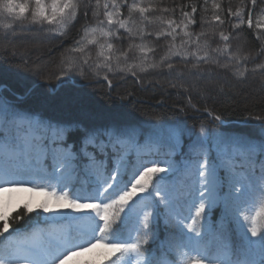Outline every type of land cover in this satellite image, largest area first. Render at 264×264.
I'll return each mask as SVG.
<instances>
[{
  "label": "snow or ice",
  "instance_id": "1",
  "mask_svg": "<svg viewBox=\"0 0 264 264\" xmlns=\"http://www.w3.org/2000/svg\"><path fill=\"white\" fill-rule=\"evenodd\" d=\"M207 3L204 0L205 12ZM250 4L254 8L257 0ZM177 7L179 20L172 18ZM212 8L217 11L210 20L201 17L202 25H223L224 13L236 19L228 20L233 29L245 23L253 27L252 8L225 11L216 0ZM197 11L194 2L169 9L162 0H0V39L15 37L17 29L64 37L82 13L85 23L79 39L61 55L58 72L46 80L65 85L73 76L90 75L111 88L110 76L117 74L137 81L142 74L171 75L177 72L174 58L185 66L192 63L188 74L204 78L201 64L227 70L238 58L223 31L219 32L223 47L212 48L209 32L188 30L197 23ZM162 39L169 43L156 59ZM12 55L28 65L24 53L13 50ZM221 58L227 62L221 63ZM258 67L264 69V64ZM27 71L42 75L39 64ZM177 75L183 79V72ZM35 87L33 83L26 88L24 95ZM256 119L255 135L201 124L187 145V159L177 167L150 157L174 155L184 148V138L191 132L179 124H131L110 117L100 126L68 125L21 109L0 95V264H67L98 248L105 249L101 255L108 264H264V117ZM73 130L79 137L69 142ZM133 154L135 162H130ZM77 179L87 187L82 195L70 190ZM35 190L47 197L35 207L25 202L10 208V197L3 195ZM217 207L221 214L213 226L210 213ZM37 209V216L52 213L44 218L47 227H40L39 221L30 230L20 227ZM161 218L165 225L174 222L177 231L167 251L157 255L150 240L156 239ZM170 253H177L179 261L169 259ZM81 264L94 262L85 259Z\"/></svg>",
  "mask_w": 264,
  "mask_h": 264
},
{
  "label": "trees",
  "instance_id": "2",
  "mask_svg": "<svg viewBox=\"0 0 264 264\" xmlns=\"http://www.w3.org/2000/svg\"><path fill=\"white\" fill-rule=\"evenodd\" d=\"M129 2L131 3V0ZM142 2L148 3L149 0H142ZM153 2L160 3V0H153ZM192 2L198 6V11L195 14L197 23L190 25L188 30L192 33H198L201 30L209 32L208 39L212 48L217 46L223 47L224 42L219 37L220 31L229 35L231 53L235 54L238 58L232 62L229 69L217 68L214 64H201L199 71L204 73V78H200L188 74L187 69H192V63L185 66L178 59L174 58L172 63L177 72H183V79L177 75V72H173L171 75L166 72L163 74H142L139 81L135 77L127 76L121 78L123 74H117L115 77L110 76L113 85L109 88L104 81H97L90 75L88 79L73 76V82L56 87L58 82L55 79L46 80L44 77L52 76L58 72L57 65L61 55L72 46L75 39H79L78 34L80 33L81 26L85 23V18L81 13L74 27L64 37L17 29L15 37H10L9 40L0 39V85H5L6 87L2 89L0 95L21 109L40 113L45 119L50 118L53 122L61 121L68 125L82 122L81 126L85 124L100 126L108 123L110 117H120L123 110H128L129 116H121L120 118L127 123L163 122L169 126L179 124L191 132L190 137L186 135L184 138V148L182 150L178 149L174 155L166 156L164 153H161L159 157H150L153 159L158 158L162 161L167 160L177 167H182L184 161L187 159V145L191 140L195 139L201 124H205L209 128H216L222 132H244L255 135L256 126L259 123L256 118L264 117V69L258 67V65L264 64V54H261V48L264 46V20H261V16L264 15V12L261 11L264 9V0H257L254 8H252L250 0H244L243 5L241 4V0H216L225 11L228 8L235 11L237 8L242 7L247 12L252 8L253 27L248 28L247 23H245L239 29H233L228 22V20H231L232 23H236V19L227 17L224 13H221V18L225 19L223 25L215 23L213 25L201 24V17H207L210 20L213 12L217 11L212 8L213 0H208L206 12L203 10L205 7L204 0H162V6L172 9L178 5ZM186 10L190 11L191 9L188 8ZM125 15H127L126 10ZM166 15L172 14L168 13ZM172 18L179 20L180 10L178 7ZM257 21L261 23L260 27L256 26ZM88 22H92L91 13H89ZM156 27H159V25ZM213 32H215V36L211 35ZM36 40L47 47V52L42 58L47 61L50 60L51 64L49 63L42 70L41 76L32 74L30 76H22V71L17 72L18 67L22 70L32 68L38 61L36 60L35 62L34 59L26 55L29 63L27 66H24L19 55L13 56L9 52H13V50L16 52L23 50L24 52L26 51V47ZM136 42L138 43L139 41L137 40ZM152 42L156 43L154 39ZM179 42L178 38L176 43L179 44ZM168 43V40L162 39L159 41L156 59H159L163 55ZM91 51L93 58H95L94 46L91 48ZM243 57H247L248 59L244 60L242 59ZM225 62L227 61L221 58V63ZM245 68L248 71L245 72L244 76L234 75L237 71H243ZM253 68L256 69L255 72L252 71ZM209 69H212L211 74L208 72ZM219 78L221 81H219ZM64 79L68 80L67 78ZM150 80L158 83L157 88L154 85L145 86V81ZM88 81L91 84H85ZM159 81H168L169 84L164 87L161 86ZM115 82L117 83L116 85ZM33 83H36L37 87L33 89L30 95H24L25 89L31 87ZM249 83H253L251 84L253 87L254 85L257 86L255 92L250 91V88H243V85ZM172 84H175L176 87H173ZM201 85L205 86L202 87ZM228 87L236 91V94H228ZM89 89H96L97 91L85 97L92 98L102 106L94 105V107L91 104L89 105L87 102L88 98L82 96L81 92H88ZM113 92L120 94L119 101L107 96V94H112ZM121 94L126 95L128 101H123ZM18 96L23 98L21 99ZM120 102L122 104H119ZM80 106L85 107L84 112L79 111ZM107 106H110L111 109ZM205 109L211 111L214 116L219 115L221 119L229 123L221 125L215 120L210 121L201 112ZM99 110H103L101 113L105 112L112 115L110 117L103 116ZM231 121L237 122L233 123ZM241 121L245 122V124H238ZM78 137L79 131L73 130L70 133L69 142L78 139ZM130 162H135V154L130 157ZM160 166L165 167L163 163ZM70 190L72 194H81V192L87 191V187L82 185L77 179L70 185ZM3 195L10 197V208H14L17 204L22 205L25 202H30L35 207L36 204L47 198L39 190L5 193ZM20 210L22 211L23 209L21 208ZM38 212H40L39 209L29 213V217L25 221H21L19 226L30 230L39 221V224H44L40 227L46 228L47 224L44 218L52 213L41 212L37 216ZM220 214V207L214 208L211 211L210 216L213 226L218 223ZM176 231L174 222L165 225L163 218L160 219L155 229L156 239L154 241L150 240V246L157 252V255L162 250L167 251L168 242ZM104 251L105 249L103 248L94 249L90 253H85L83 257H73L67 264H81V261L85 259L92 260L94 264H108L101 255ZM169 259L179 261L180 257L177 253H170Z\"/></svg>",
  "mask_w": 264,
  "mask_h": 264
},
{
  "label": "rangeland",
  "instance_id": "3",
  "mask_svg": "<svg viewBox=\"0 0 264 264\" xmlns=\"http://www.w3.org/2000/svg\"><path fill=\"white\" fill-rule=\"evenodd\" d=\"M46 52H47V47L46 46H44V44H41L40 42H38L37 40L35 41V42H32V43H30L27 47H26V51H24L23 52V50H21V51H17V53L19 54V53H24L25 55H27V56H30L32 59H34V61L36 62V60L38 61V63L37 64H39L40 66H41V69L43 70V69H45L46 68V66L50 63V60H45V59H43L42 58V56L44 57V54H46ZM10 53V55H12V52H9ZM36 58H35V57ZM7 58V57H6ZM51 64V63H50ZM35 67V66H34ZM9 70V69H8ZM13 71V70H12ZM22 76L24 75H27V76H30L31 75V73H29L28 71H27V69H23L22 70ZM219 81H221V79L219 78ZM91 82H95V81H91ZM155 81H145V86H148V85H154V87H156L157 88V86H158V83H154ZM160 82V81H159ZM85 84H91L89 81L88 82H86ZM117 83L115 82V85H116ZM160 84H161V86H164V87H166L167 86V84H169V82L168 81H161L160 82ZM251 84H253V83H249V84H246V85H243L244 87L243 88H250V91H253V92H255V90H256V88H257V86L256 85H254V87L251 85ZM202 87H204L205 85H201ZM230 87V86H229ZM228 87V94L230 93L231 95H235L236 93V91H234V90H232L231 88H229ZM213 88V87H212ZM97 90L96 89H89V91L88 92H81V94H82V96L83 97H85V96H89V95H91V94H93L92 92H96ZM99 91V90H98ZM114 93V92H113ZM107 94V96H109V98H111V99H116V100H118L119 99V97H120V94L119 93H114V94ZM121 97H122V99H123V101H128L127 100V96L126 95H124V94H121ZM85 98H88L87 99V102L89 103V105L91 104V105H98V106H102V105H100L98 102H96L95 100H93L92 98H89V97H85ZM129 100H130V98H129ZM98 101V100H97ZM119 101V100H118ZM119 104H122L121 102L119 103ZM95 107V106H94ZM93 107V108H94ZM108 108H110L111 109V107L110 106H107ZM84 109H85V107H81L80 106V108H79V111L81 112H84ZM87 109V108H86ZM97 111V110H96ZM101 111H103V110H99V112H100V114H103V116H107V117H110V115H112V114H109V113H105V112H103V113H101ZM127 114V115H126ZM129 114V112H128V110H123L122 111V115H120V117L121 116H129L128 115Z\"/></svg>",
  "mask_w": 264,
  "mask_h": 264
}]
</instances>
